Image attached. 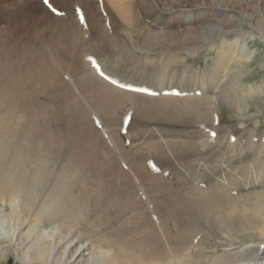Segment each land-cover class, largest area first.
I'll use <instances>...</instances> for the list:
<instances>
[{
  "label": "bare ground",
  "instance_id": "6f19581e",
  "mask_svg": "<svg viewBox=\"0 0 264 264\" xmlns=\"http://www.w3.org/2000/svg\"><path fill=\"white\" fill-rule=\"evenodd\" d=\"M35 1L0 0V17L14 21L0 28V203L13 223L0 254L24 264H203L211 235L226 247L204 264H264L259 145L250 144L253 163L234 167L219 148L200 155L195 142L169 144L135 120L144 105L164 120L174 111L198 123L215 121L224 105L244 116L247 101H264L259 85L243 84L247 37L264 36V0H62L59 9ZM247 6L259 15L234 30L227 13L247 19ZM26 10L36 12L29 21ZM183 50L211 54L195 70L177 66ZM122 51L135 79L119 71ZM118 106L134 108L131 126H143L139 142L158 151L157 163L179 164L192 183L174 190L173 179L152 174L148 153L116 156L103 145L88 111L114 116ZM56 117L66 132L54 130ZM207 172L212 179L198 186ZM236 234L250 241L232 247Z\"/></svg>",
  "mask_w": 264,
  "mask_h": 264
},
{
  "label": "rangeland",
  "instance_id": "374dc122",
  "mask_svg": "<svg viewBox=\"0 0 264 264\" xmlns=\"http://www.w3.org/2000/svg\"><path fill=\"white\" fill-rule=\"evenodd\" d=\"M191 1L194 2V0H191ZM196 1H200V0H196ZM242 1H241V3L244 5L245 3ZM61 2H62V0H48V2L45 3V0H42V1L36 0L34 5L38 3L39 5L42 4V6L49 5V6L54 7L55 9H59V8H61L60 7ZM241 3H238V5H240ZM260 8H261V12H264L263 5L259 4V10H260ZM26 11L28 12V15L25 17V19H26V21H29V19L31 18V15H32L31 13H33V12H31V10H26ZM244 11H246V13H244V14H247L250 16V17H247V19L244 18L243 16H241L240 14H238L237 12H234L233 14L227 13V15H228L227 18L230 21H232V23H233L232 27L234 30H239L242 27H248L247 21L249 20L250 22L254 23L256 16L259 15L258 12L256 10L251 9L250 6H247V8H245ZM37 12H40V11L38 10ZM22 13L25 14V10L22 11ZM33 14H36V12H34ZM103 16H104V12H103ZM227 18H224L223 20H221V22L228 20ZM12 22H14V21L8 20L7 18H5V15L1 16L0 17V28H5L8 25V23L11 24V26H12L13 25ZM20 28H22V27H20ZM25 29H27V27ZM22 34H24V33H22ZM196 41H199V40H196ZM245 44L247 45V48L250 49L249 51L252 52V57H251L250 63L247 65L250 67L251 70L246 77H243V84L259 85V93H262L264 91V89H263L264 86L262 84V83H264V36L262 38H260L258 36L247 37V41ZM134 52L139 53L140 51L135 50ZM183 52H185V50L181 51L180 54L184 55L185 58L180 60V62H178L180 64L177 66L184 65V67H187L189 69H195V70L202 68L204 65L203 61L199 60V58L200 57L203 58V56L205 54H207V56H209V54H211V53H207L204 51H198V52H195L193 54L191 53V54L185 55V54H183ZM127 54H129V52H127V51L121 52L120 58L125 61L126 66H124V68L120 69L121 65H119L118 66L119 71L125 72L126 75H128L131 78L138 77L139 74H136V72H133L132 70H130L134 67L135 62H133L132 58L129 57ZM165 56H168V54ZM207 58L209 60H211L210 57H207ZM128 64H130V65H128ZM169 65H168V69H172V68L177 69L178 68L176 65L174 66L172 63ZM136 67H139V66H136ZM118 68H116L115 70H118ZM261 86H262V88H261ZM262 102L259 101V105L256 106L255 104L247 101L245 103V109H243L244 111H242L244 116L241 115V113H236V111H238V110H236V111L234 110L235 114L232 113L234 117L231 114H229V113H231V110L229 111V108L224 105V106H222L221 110H219V108L217 110L218 118L220 119L219 122H218V118L215 121L213 119L207 118V119L201 120L198 123H196V122L192 121V119H193L192 113L185 114V115H177L178 113H176V115H174V111L172 112V114L170 116H167V120H164V118H161V117L155 115V113L151 112L152 109L148 105H144V109H143L142 113L140 115L137 114L140 117L135 118V120H138L141 124H143V126L145 125V126H148L150 128H155L154 133H156L158 135L159 140H162L160 138V137H162L163 139H167L168 141H170L169 144L175 145V143H177V141H178L180 143L178 145H182L183 144L182 140H187L189 144H191L192 141L195 142L197 145V148H198V152L200 151L199 152L200 155L205 154V153L210 155L212 153L211 151L219 148V149H221V151H219L220 155L222 154L221 156H223L224 159L228 158L230 155L232 156L231 164L234 167H239V166H241V164L253 163V158L255 157V154L257 153V151L254 150L255 147L251 149L250 144L253 143V146L259 145V157H261V155L263 157L259 158V163H257L256 165L260 164L258 169L261 170V172L263 171V176H261V173L259 172L260 173L259 178H260V180L263 181V182L259 183V190L264 191V187H262V183H264V101H262ZM234 108L236 109V107H234ZM90 110L92 113H90ZM90 110L88 112L91 116L90 122L93 126L94 132L96 134H98L101 137V139H103V145L105 147L107 146L110 150H112V152L114 151L113 152L114 155L118 156L119 153H121V151L124 149H134V148L138 147L139 150H143L141 152L148 153V157H149L148 161L150 163H155L156 160H157L156 163L159 162L158 157L160 155L158 154V151L155 148H149L150 146L147 144H144L142 141H141L142 143L139 142L141 140L139 137V134L141 133L143 126L142 127L131 126V122L133 119L132 116H133V114H135L134 108H132L131 110L130 109L125 110V108H123V106H121V107L118 106L115 108V115L114 116L105 114V115H103V117L99 116V114L97 113L99 116L98 117L96 114V111H94L92 109H90ZM94 112H95V114H94ZM112 114H113V112H112ZM241 116H243V117L241 118ZM233 118L235 120L237 119V121L241 118L242 121L237 123ZM256 122H257V124H255ZM52 125L55 128V129L53 128L55 131L64 133V132H66L65 129H66V125H67V120L63 119L61 117H58V118L56 117L55 120L52 121ZM248 129H249L250 133L252 131H254V132H252V134L254 133L253 136L249 133V131H247ZM256 133H258L259 135ZM185 134H188V135L186 137H183ZM255 135L257 138L255 137ZM221 136H222L221 139L223 141L221 139L219 141V138ZM179 137H181V139H179ZM255 138L256 139L259 138V139L256 141ZM232 139H233V141H232ZM236 139H237V141H236ZM228 140L230 141V142H228L229 144H227ZM239 140L242 141L241 142L242 145L240 144ZM246 140L247 141L249 140L250 143H248L249 141L247 142ZM216 141H217V143H215ZM225 141H226V143H225ZM245 141H246V143H245ZM254 142H256V143L254 144ZM218 143L221 145H219ZM243 143L246 145L244 146ZM214 145H216V147ZM232 145H233V147H232ZM175 146H177V145H175ZM222 146H223V148H221ZM227 146H230L229 148H231V151ZM240 146H243V147H240ZM142 147H144L146 151L144 149H142ZM200 147H204V150H206V151L203 153L204 150L203 149L201 150ZM242 148H245V150H244L245 154H244V151L242 150ZM223 149L226 151L229 150L230 154L228 153V151L226 152ZM261 149L263 150V152L261 151ZM119 150H121V151H119ZM236 150L238 151L239 154H237ZM246 151L247 152L249 151V152L247 153ZM224 152H226V153L224 154ZM232 152L234 155L232 154ZM185 156L186 155H183V159L187 157V156L186 157ZM187 158L191 162L192 156H188ZM195 162H196L195 160L192 161V163L194 165L196 164ZM156 163L154 166H157L158 168L155 167L154 171H153L154 173L152 172V174L155 175L156 173H158L160 177H164L163 175H166V178L173 179L172 185H173L174 190H176V188L178 190V188H180V187H182L181 189H184L183 188L184 186L185 187L188 186V183H187L188 181H190L191 183L193 182L192 178L188 177L184 172H181L178 174L177 169L179 168V164L177 165L175 163H171V166L165 165L166 166L165 167L161 162L157 163V164ZM168 166H169V168H168ZM262 167H263V170H262ZM175 168H176V170H175ZM179 170H180V168H179ZM158 174H156L155 176L159 177ZM182 174H184V176ZM202 177H201V179H199L198 186L206 188L207 183H208L207 180L209 179V177H210V179H212V176H210V174L207 172L206 175H204ZM261 177H263V178L261 179ZM166 178H165V180L168 181V179H166ZM186 180H188V181L185 182ZM161 181H164V179H162ZM155 184H156L155 187H158L157 182ZM184 184H186V185H184ZM256 185H253V187L255 188ZM190 192H193V191L192 190L189 191V194H190ZM1 205H2V203H0V245L2 242H4L5 240L8 239V237L11 235V233L13 231V226H12L13 223L10 222V220L8 219L6 208L4 206L2 207ZM209 229H210V227H208V225H207V227H205V231L201 234H204L205 232L209 231ZM230 236L235 239L233 241V242H235V244H234L235 246H232V247H236V246H238L236 244L240 245V243H243L244 241L245 242L250 241V240H245V239L243 240L242 237L239 236L238 234L230 235ZM220 242H221V240H219V238L217 236L215 237V236L210 235L209 241L202 245L205 250L202 249L201 251L203 253L205 252V254L208 255L207 257H205L203 259V261H202L203 264H204V262L208 261L209 258L211 256H213L214 254H216V253L219 254V252L221 253L223 251L222 249H224L226 246L220 245ZM212 244H217V245H215L216 247H214ZM212 246L215 249H212ZM207 247H209V248H207ZM216 249H217V252H216ZM206 250L208 251V253ZM213 250H215V251H213ZM212 252H214V253H212ZM209 254H210V256H209ZM0 264H24V263L22 261H20L19 259H17L12 254L7 255L6 257H4L0 254Z\"/></svg>",
  "mask_w": 264,
  "mask_h": 264
},
{
  "label": "snow or ice",
  "instance_id": "6c2138e0",
  "mask_svg": "<svg viewBox=\"0 0 264 264\" xmlns=\"http://www.w3.org/2000/svg\"><path fill=\"white\" fill-rule=\"evenodd\" d=\"M48 2V0H45V3H47Z\"/></svg>",
  "mask_w": 264,
  "mask_h": 264
}]
</instances>
